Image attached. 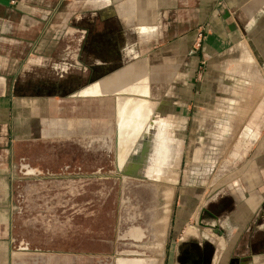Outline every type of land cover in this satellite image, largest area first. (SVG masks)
<instances>
[{
  "label": "crops",
  "instance_id": "obj_1",
  "mask_svg": "<svg viewBox=\"0 0 264 264\" xmlns=\"http://www.w3.org/2000/svg\"><path fill=\"white\" fill-rule=\"evenodd\" d=\"M113 58L133 60L112 66ZM196 58L204 60L202 98L210 96L205 74L240 81L231 89L239 108L234 140L213 178L232 205L218 219L222 264L229 257L234 264H264V0H0V264L91 260L15 242L13 178L61 162L66 139L96 138L99 95L80 90L126 64L141 62L104 80L106 89L114 88L109 82L121 91L142 89L145 67L159 68L153 83L172 66L168 103L194 105ZM153 144L141 170L159 179L162 146Z\"/></svg>",
  "mask_w": 264,
  "mask_h": 264
},
{
  "label": "rangeland",
  "instance_id": "obj_2",
  "mask_svg": "<svg viewBox=\"0 0 264 264\" xmlns=\"http://www.w3.org/2000/svg\"><path fill=\"white\" fill-rule=\"evenodd\" d=\"M198 59L190 80L195 83L192 87L194 105L192 102L184 105L168 103L173 101L168 87L173 85L175 76L167 72L172 70V66L166 67L164 74H160V80L153 83L150 80L159 77V68L150 66L149 72L145 67L142 89L135 87L130 90L145 92L139 96L145 102V109L140 111L143 113L141 118L135 112L133 118H137V121L134 119L136 123L128 125L133 121V109L129 110L130 97L121 96L119 99L122 104L121 129L129 132L139 128L137 122L139 126L143 124L139 128L143 135L138 138L137 148L130 155L129 162L142 167L146 155L154 147L153 143L158 141L163 154V163L157 170L159 177L161 174L159 179L153 178L154 172L138 176L123 171L137 141L135 138L127 154L116 159V94L111 95L108 102L104 95L97 97V127L93 129L96 138L91 142L88 137L66 139L61 144L65 149L61 162L49 168L41 167L34 175L17 174L13 178L10 210L15 242L22 239L30 247L47 253L95 255L91 260L67 257L64 261L59 258L43 259L38 264H100L101 261L114 264L115 256L136 257L140 259L139 264H165L172 244V214L181 196L178 188L183 185L202 188L198 198L192 197L193 191L187 192L192 203L191 210L201 199L207 204L218 197L223 198L213 178H216L215 169L223 158V151L229 149L234 140L239 108L232 103L234 91L231 89L240 85V81L232 74H205L209 83L205 88L206 92L210 91V96L202 98L198 93L201 92L199 87L204 76V60L199 62ZM132 60L113 58L112 66ZM137 64L141 62L126 64L99 77L82 93L121 92L116 88L105 90L100 87L104 85V80L124 67ZM100 75L97 73L95 76ZM92 85H96L95 91L88 90ZM224 85H227L226 90H223ZM158 116L160 119H157ZM151 119L155 120L146 131ZM152 128L158 133L154 134ZM86 135L89 136L88 133ZM188 169L193 171L191 176ZM223 176L219 175L220 178ZM187 177L190 178L186 180ZM154 184L158 188L151 195L142 196L134 190L146 186L151 189ZM192 215L188 222L192 221ZM188 228L193 227L188 226L185 230Z\"/></svg>",
  "mask_w": 264,
  "mask_h": 264
},
{
  "label": "flooded vegetation",
  "instance_id": "obj_3",
  "mask_svg": "<svg viewBox=\"0 0 264 264\" xmlns=\"http://www.w3.org/2000/svg\"><path fill=\"white\" fill-rule=\"evenodd\" d=\"M85 88L86 87L81 89L80 92L82 93V91ZM139 92L140 91H137L136 93ZM101 94H106V93H101ZM119 97L121 96L119 95ZM123 97H130L131 99L130 105L137 106L136 101H134L138 99L137 97L135 98H131V96H123ZM141 116L142 114L139 113L138 118H141ZM121 118L122 115L119 112L117 125L123 134H128L135 131V130H130L129 132H127L122 130L120 125L122 121ZM157 119H160V117L158 116ZM154 120L151 119L148 126L146 127V131L149 129V127L154 122ZM133 122L134 120L130 121L128 125H132ZM137 125H139L138 122ZM161 126H163V122L161 123ZM139 127H141V125ZM152 129L155 132L154 134L158 133L155 131L154 128ZM141 135H143V131L140 132L139 137ZM137 145H138V141L134 145L133 149L131 150V153L128 156L127 163L124 167V169L126 168L127 171H128L127 164L129 163V157L132 154V152L135 151ZM192 173L193 171H191V169H188L189 176H191ZM176 178H177V174H176ZM188 178L190 177H187L186 180H188ZM176 181L177 179H175L174 184L176 183ZM204 183H206V180L204 181ZM156 188H158V185L154 184L153 186H151V189H148V187L146 186L140 188L138 187L137 189L135 188L134 190L140 192L139 195L144 196L146 194L148 195L154 194ZM178 191L181 196L179 198L180 200L177 202L178 205L174 209V212L172 214L173 215L172 227H171L172 244H171V249L170 248L168 249V253L166 257L167 260L165 264H222V244H223L222 242L224 239V235H223L224 233L222 231V228L218 225V219L222 216L225 210H229L231 208L232 206L230 203L231 200L228 199L230 201L229 202V201H225V199H223L222 197H218L213 202H209L206 204L205 200L201 199L200 202L198 201L195 204V209L193 208V210H191L192 203L190 199H188L187 197V192L193 191L192 197L198 198L200 197V192L202 191V188L199 187L192 188L190 185L188 186L183 185L178 188ZM185 196L187 198H185ZM192 212L193 215L191 214ZM190 215H192L193 219L192 221L188 222V218L190 217ZM188 226H192L193 228H188L187 230H185ZM92 256L95 257V255ZM92 256H90V258ZM104 259H106V257ZM100 264H107V261H101ZM227 264H234V259L232 257H229Z\"/></svg>",
  "mask_w": 264,
  "mask_h": 264
},
{
  "label": "bare ground",
  "instance_id": "obj_4",
  "mask_svg": "<svg viewBox=\"0 0 264 264\" xmlns=\"http://www.w3.org/2000/svg\"><path fill=\"white\" fill-rule=\"evenodd\" d=\"M121 74V73H120ZM119 74V75H120ZM113 78H115V79H118L119 78V76H118V74L116 73L115 75H113V77H112V79ZM138 81H136V82H132V83H137ZM126 83V85L127 86H129L130 85V83L129 82H123V84H125ZM114 84V83H113ZM114 88H116V89H118V90H122V89H120V85H115V86H113ZM100 88H102V89H105V90H107L106 89V86H102V87H100ZM89 91H95V90H89ZM102 93H105V92H102ZM145 93V92H144ZM144 93H141V92H139V93H136V92H130V91H127V92H123V91H121V92H108V93H106V94H101V93H92V94H95V95H113V94H116L117 95V99H116V103H117V107H118V110H119V112L121 113V111H120V107H121V105L122 104H120L119 103V99H120V97H119V95L120 96H131V98H135V97H137L138 99L137 100H134V101H136V104H137V106H131L130 107V109L129 110H131V109H133L132 111H133V113H132V115H131V117L133 118L134 117V114H135V112H136V114H139L140 113V111L142 110V109H145L144 107V105L143 104H145V102H143L142 101V99H140L139 98V96H143L144 95ZM133 100V99H132ZM139 102V103H138ZM127 109V108H126ZM139 109V110H138ZM117 110V111H118ZM124 111V110H123ZM119 112H118V116L117 117H119ZM143 114V113H142ZM137 120V118H133V120ZM138 127H139V125H138ZM141 132V131H140ZM138 138H139V135H138V137H137V141H138ZM136 139V138H135ZM137 141L135 142V144L137 143ZM134 144V145H135ZM133 145V144H132ZM121 165V164H120ZM119 166V165H118ZM141 170V166L139 165V164H135V165H132V167H130V168H128V173L129 174H132V175H138V176H144V175H148L149 173L148 172H145V171H140ZM122 173V172H121ZM140 174V175H139ZM125 175V174H124ZM134 233H135V229H134ZM114 264H139L140 263V259H138V258H136V257H124V256H115V259H114ZM33 264H34V261H33Z\"/></svg>",
  "mask_w": 264,
  "mask_h": 264
},
{
  "label": "water",
  "instance_id": "obj_5",
  "mask_svg": "<svg viewBox=\"0 0 264 264\" xmlns=\"http://www.w3.org/2000/svg\"><path fill=\"white\" fill-rule=\"evenodd\" d=\"M118 119V117H116ZM143 125V124H142ZM141 125V128H142ZM116 159L122 158L127 154L129 149H131L133 144V139L138 137L140 134V127L138 129H134L132 133L123 134L122 131L118 128L117 121H116ZM128 146V148H126ZM130 147V148H129ZM117 170H119L118 164H116ZM124 172L128 173L127 170H123Z\"/></svg>",
  "mask_w": 264,
  "mask_h": 264
},
{
  "label": "built area",
  "instance_id": "obj_6",
  "mask_svg": "<svg viewBox=\"0 0 264 264\" xmlns=\"http://www.w3.org/2000/svg\"><path fill=\"white\" fill-rule=\"evenodd\" d=\"M202 29H203V27L202 28H200V29H198V31H197V39H199L200 38V36H201V32H202Z\"/></svg>",
  "mask_w": 264,
  "mask_h": 264
}]
</instances>
